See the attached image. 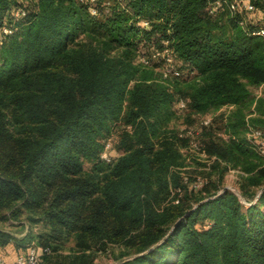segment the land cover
<instances>
[{
	"label": "trees",
	"instance_id": "1",
	"mask_svg": "<svg viewBox=\"0 0 264 264\" xmlns=\"http://www.w3.org/2000/svg\"><path fill=\"white\" fill-rule=\"evenodd\" d=\"M214 1L0 0V245H39L41 264H94L115 246L117 264H264V155L247 137L264 129L250 88L264 84V18L245 21L255 0ZM185 99L197 112L254 104L206 143L221 177L243 172L241 194L185 180L170 128ZM118 125L123 151L108 161Z\"/></svg>",
	"mask_w": 264,
	"mask_h": 264
},
{
	"label": "rangeland",
	"instance_id": "2",
	"mask_svg": "<svg viewBox=\"0 0 264 264\" xmlns=\"http://www.w3.org/2000/svg\"><path fill=\"white\" fill-rule=\"evenodd\" d=\"M255 1H257V10L251 12L252 15H246V22H253L256 18H264V0ZM149 52L153 61H159V63H161L157 69H160L164 73L173 71L172 68L176 66V61L170 52H160L154 49H151ZM145 58V55H142L140 56L139 60L142 61ZM178 65H180L179 62ZM250 88L254 96L258 97L260 95H264V84L258 87L250 86ZM182 101H184V105H182ZM179 102V104L174 103L176 114L170 120V128L178 130L181 133L180 135L183 137L179 141V147L183 153V157L181 158L182 164L179 168L181 171H183L182 173L185 176V180H189L187 179L188 177L193 179L191 182H189L190 187H194L195 184H197L199 187H203V181L208 180L210 185H212V183H216L219 184V187H222L223 189L224 187H228L236 192L240 191L241 193L240 174L243 172L239 168L230 165L225 171L224 175L221 177L218 171L226 164L223 162L221 163L220 168H217L216 155L209 154L206 143L208 138L212 136L219 140H228L231 134L227 128L229 121H232L237 116V114H239L240 109L248 112L250 107L246 108L231 104L224 105L217 109H211L207 112H197L194 111L191 106H189L186 99L180 100ZM253 106L254 104H252L250 109H252ZM250 116L251 114L248 113L247 117ZM206 124L208 125L207 127H205ZM123 130L124 126L118 125L114 127L111 137L107 140V142L110 144L108 147L105 146V150L103 151V153L106 152L107 157H111L112 161L114 159L116 160L123 151L121 145ZM262 130L264 131L263 128ZM246 131L247 130L245 129V134ZM249 132H247V137ZM261 154L263 153L261 152ZM90 165V161L86 162L87 167ZM260 191L261 189L259 188L257 191V196L252 199V201L248 202L243 197L241 198L247 205H250V203H255L258 200ZM2 226L10 231L15 232L19 236L25 235L28 231V227L24 232H16L18 230L15 225L4 224ZM72 245H74L73 240L66 243V245L61 248L60 252H69ZM115 247L116 255L121 252V247ZM115 255H113L112 252H101L96 257L94 264H96V260L97 264H117L118 258L115 257ZM42 258L41 262L43 260Z\"/></svg>",
	"mask_w": 264,
	"mask_h": 264
},
{
	"label": "built area",
	"instance_id": "3",
	"mask_svg": "<svg viewBox=\"0 0 264 264\" xmlns=\"http://www.w3.org/2000/svg\"><path fill=\"white\" fill-rule=\"evenodd\" d=\"M87 1L94 3L96 0H87ZM219 4H221V0H215L213 3H211L209 7L210 12H214L216 10V6ZM230 6L233 10L237 9V5L235 2H232ZM245 7L249 11L255 10L256 8L251 0H248L246 2ZM91 11L93 13L97 12V8L95 7L94 4L91 5ZM142 23L148 24L147 21H142ZM253 33L261 36L264 39V26L256 29L255 31H253ZM143 61L148 62L146 58ZM183 102L184 101H182V105H184ZM248 138L252 143L256 145L257 149L264 154V131L262 130V128H252L249 132ZM109 144L110 143L107 142L105 146L108 147ZM102 156L108 161L111 160V157H107L106 152L102 153ZM43 251H44L43 248L37 245H31L25 253H19L18 256L13 261H8L5 256L0 254V264H41Z\"/></svg>",
	"mask_w": 264,
	"mask_h": 264
},
{
	"label": "crops",
	"instance_id": "4",
	"mask_svg": "<svg viewBox=\"0 0 264 264\" xmlns=\"http://www.w3.org/2000/svg\"><path fill=\"white\" fill-rule=\"evenodd\" d=\"M21 249L22 247H17L13 242H10L4 246L0 245V254L5 256L8 261H13L18 256Z\"/></svg>",
	"mask_w": 264,
	"mask_h": 264
},
{
	"label": "water",
	"instance_id": "5",
	"mask_svg": "<svg viewBox=\"0 0 264 264\" xmlns=\"http://www.w3.org/2000/svg\"><path fill=\"white\" fill-rule=\"evenodd\" d=\"M226 188H228V187H224V189H226ZM238 193L241 194L240 191H238ZM258 196H259V195H258ZM151 248H152V247H150L148 250H150ZM148 250H146V251H148Z\"/></svg>",
	"mask_w": 264,
	"mask_h": 264
}]
</instances>
